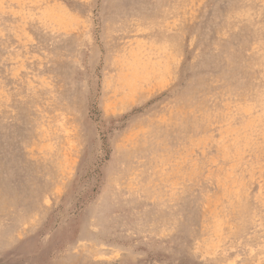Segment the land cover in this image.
Segmentation results:
<instances>
[{
    "label": "rangeland",
    "instance_id": "374dc122",
    "mask_svg": "<svg viewBox=\"0 0 264 264\" xmlns=\"http://www.w3.org/2000/svg\"><path fill=\"white\" fill-rule=\"evenodd\" d=\"M263 6L0 0V264H264Z\"/></svg>",
    "mask_w": 264,
    "mask_h": 264
},
{
    "label": "bare ground",
    "instance_id": "6f19581e",
    "mask_svg": "<svg viewBox=\"0 0 264 264\" xmlns=\"http://www.w3.org/2000/svg\"><path fill=\"white\" fill-rule=\"evenodd\" d=\"M16 1V0H15ZM190 1V0H189ZM41 2H42V0H41ZM44 2V1H43ZM15 3V2H14ZM262 3V2H261ZM259 4V3H258ZM28 5V4H27ZM192 5V4H191ZM114 6V5H113ZM22 7V6H21ZM264 7V6H263ZM187 9V8H186ZM1 10V9H0ZM21 10V9H20ZM18 11V10H17ZM173 11V10H172ZM38 12V11H37ZM9 13V12H8ZM22 13H23V11H22ZM27 13V12H26ZM29 13H31V12H29ZM165 13V12H164ZM194 13V12H193ZM17 14V13H16ZM52 14V13H51ZM179 14V13H178ZM11 15H13V14H11ZM15 15V14H14ZM18 15V14H17ZM48 15V14H47ZM159 15H161V13H159ZM176 15V14H175ZM189 15V14H188ZM25 16H27V15H25ZM53 16V15H52ZM55 16V15H54ZM177 16V15H176ZM15 17V16H14ZM33 17V16H32ZM35 17V16H34ZM182 17V16H181ZM27 18H28V16H27ZM183 18H184V16H183ZM25 20V19H24ZM170 20V19H169ZM186 20V19H185ZM50 21V20H49ZM54 21V20H53ZM59 21V23L61 22L60 20H58ZM48 22V21H47ZM20 25V24H19ZM61 26V25H60ZM186 27V26H185ZM36 28V27H35ZM43 28V27H42ZM45 28V27H44ZM248 28V27H247ZM223 37V36H222ZM228 40V39H227ZM222 46V45H221ZM218 47V46H217ZM219 48V47H218ZM227 49V48H226ZM247 54H248V52H247ZM248 56V55H247ZM230 66V65H229ZM238 68V67H237ZM228 69V68H227ZM237 71V70H236ZM235 71V72H236ZM252 80V79H251ZM252 85V84H251ZM215 91V90H214ZM209 99V98H208ZM46 104V103H45ZM231 105V104H230ZM260 111V110H259ZM58 112V111H57ZM244 112H245V110H244ZM249 112V111H248ZM247 112V113H248ZM37 113V112H36ZM179 113V112H178ZM44 114V113H43ZM180 114V113H179ZM189 114V113H188ZM46 116V115H45ZM187 116V115H186ZM198 119V118H197ZM182 120V119H181ZM41 121V120H40ZM198 122V121H197ZM260 122V118L259 117H254V118H251V119H249V121L247 122V127L249 128V133H253L254 132V127L257 125V123H259ZM226 123V122H225ZM174 124V123H173ZM202 125V124H201ZM200 125V126H201ZM192 129V128H191ZM42 130V129H41ZM233 133V132H232ZM231 133V134H232ZM246 134H247V132H246ZM229 135V134H228ZM230 138V137H229ZM259 146V145H258ZM254 147V146H253ZM261 147V149H264V143L260 146ZM248 159V158H247Z\"/></svg>",
    "mask_w": 264,
    "mask_h": 264
}]
</instances>
